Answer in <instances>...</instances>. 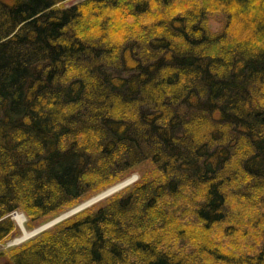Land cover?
<instances>
[{
  "label": "trees",
  "instance_id": "1",
  "mask_svg": "<svg viewBox=\"0 0 264 264\" xmlns=\"http://www.w3.org/2000/svg\"><path fill=\"white\" fill-rule=\"evenodd\" d=\"M62 1L0 0V242L140 175L2 264H264V0Z\"/></svg>",
  "mask_w": 264,
  "mask_h": 264
},
{
  "label": "rangeland",
  "instance_id": "2",
  "mask_svg": "<svg viewBox=\"0 0 264 264\" xmlns=\"http://www.w3.org/2000/svg\"><path fill=\"white\" fill-rule=\"evenodd\" d=\"M82 0H63L62 2H61V4L62 5H64V6H71V5H73V4H76V3H78V2H81ZM221 18H222V16L221 15H219V14H214L209 20H208V25H209V27L213 30V31H218V30H220V28L222 27V21H221ZM133 175H135L134 176V182L138 179V177H139V175H140V171L139 170H133L132 172H130L125 178H123V179H126V178H128V177H131V176H133ZM122 179V180H123ZM121 180V181H122ZM121 181H119V182H121ZM118 183V182H117ZM117 183H114V184H112V185H110L109 187H112V186H114L115 184H117ZM133 183V182H132ZM109 187H107V188H109ZM106 188V189H107ZM123 188V187H122ZM121 189V188H120ZM120 189H118V190H120ZM105 190V189H104ZM104 190H102V191H104ZM117 190V191H118ZM102 191H100V192H102ZM99 192V193H100ZM116 192V191H115ZM114 193V192H113ZM98 194V193H97ZM93 196H95V195H93ZM93 196H91V197H93ZM91 197H89V198H91ZM89 198H87V199H89ZM86 199V200H87ZM85 201V200H84ZM83 202V201H82ZM81 203V202H80ZM71 208H73V207H70L69 209H71ZM69 209H66V210H69ZM66 210H64V211H62V212H60L59 214H54V215H52V216H50V218L49 217H47L45 220H43V221H40V222H34L33 224H31V225H28V216L23 212V211H20V210H16V211H13L12 213H10L11 214V218H12V220L14 221V223H15V229H14V231L12 232V233H10L4 240H2L1 242H0V253H2V252H4V251H8V250H10L11 248H13L14 246H18V245H20L21 243H18V244H11V240L13 239V238H15V237H17V236H19L22 232H21V228H20V226H19V224L16 222V220H15V214L16 213H22V214H24V216H25V220H24V226H25V228H27V230H31V229H33V228H35V227H37V226H39V225H41V224H43V223H45V222H47V221H50L51 219H53V218H55V217H57L58 215H60L61 213H63V212H65ZM218 231V230H217ZM216 231V232H217ZM3 261H4V259H0V264H2L3 263Z\"/></svg>",
  "mask_w": 264,
  "mask_h": 264
},
{
  "label": "water",
  "instance_id": "3",
  "mask_svg": "<svg viewBox=\"0 0 264 264\" xmlns=\"http://www.w3.org/2000/svg\"><path fill=\"white\" fill-rule=\"evenodd\" d=\"M119 183H120V182H119ZM117 184H118V183H117ZM115 185H116V184H115ZM126 185H127V184H125V185L123 184L122 186H117L116 188H113V189H111V190L108 191V189L111 188V187H109V188L105 189L104 191H102V192L96 194L95 196H93V197H91V198H89V199H87V200H85V201L79 203L78 205L74 206L73 208H71V209H69V210H66L65 212L61 213L60 215H58L57 217L51 219L50 221H47V222L41 224L40 227H39V231H35V233H33L32 235H30L28 238H30V237L36 235V234L39 233L40 231H42V230H44V229H46V228L52 226L53 224L59 222L60 220H62V219H64V218H66V217L72 215L73 213H76V212H78L79 210H81V209H83V208H85V207L91 205L92 203H94V202L100 200L101 198H104V197H106V196L112 194L113 192L117 191L118 189H120V188H122V187H124V186H126ZM112 187H113V186H112ZM28 238H27V239H28ZM0 254H1V253H0Z\"/></svg>",
  "mask_w": 264,
  "mask_h": 264
},
{
  "label": "bare ground",
  "instance_id": "4",
  "mask_svg": "<svg viewBox=\"0 0 264 264\" xmlns=\"http://www.w3.org/2000/svg\"><path fill=\"white\" fill-rule=\"evenodd\" d=\"M134 176H135V175H133V176H131V177H128V178H126V179H123L120 183L118 182V184H116V185H114L113 187L109 188L108 191L111 190V189H113V188H116L117 186H122L123 184H124V185H125V184H127V185L131 184V183L134 182V180H135V179H134ZM127 185H126V186H127ZM124 187H125V186H124ZM14 218H15L16 222L19 224L22 233H21L19 236L13 238V239L10 241L11 244L22 243L23 241L27 240V238H28L30 235H32L33 233H35V231H39V227H40V225L37 226V227H35V228H33V229H31V230H27V228H25V226H24V220H25V216H24V214H22V213H16Z\"/></svg>",
  "mask_w": 264,
  "mask_h": 264
}]
</instances>
